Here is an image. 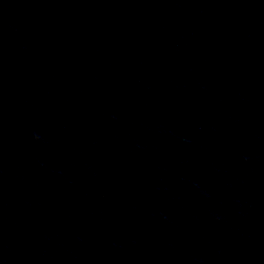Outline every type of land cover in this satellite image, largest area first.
I'll return each instance as SVG.
<instances>
[{
    "label": "water",
    "instance_id": "95a60500",
    "mask_svg": "<svg viewBox=\"0 0 264 264\" xmlns=\"http://www.w3.org/2000/svg\"><path fill=\"white\" fill-rule=\"evenodd\" d=\"M0 264H264V0H0Z\"/></svg>",
    "mask_w": 264,
    "mask_h": 264
}]
</instances>
